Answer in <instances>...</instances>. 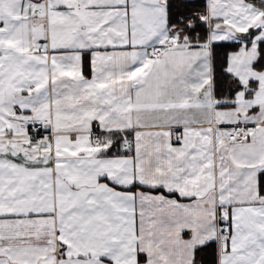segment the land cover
Here are the masks:
<instances>
[{
    "label": "snow or ice",
    "instance_id": "6c2138e0",
    "mask_svg": "<svg viewBox=\"0 0 264 264\" xmlns=\"http://www.w3.org/2000/svg\"><path fill=\"white\" fill-rule=\"evenodd\" d=\"M0 264H264V0H0Z\"/></svg>",
    "mask_w": 264,
    "mask_h": 264
}]
</instances>
